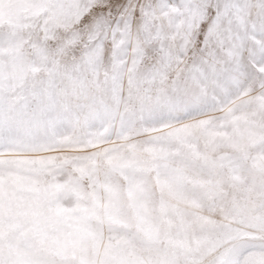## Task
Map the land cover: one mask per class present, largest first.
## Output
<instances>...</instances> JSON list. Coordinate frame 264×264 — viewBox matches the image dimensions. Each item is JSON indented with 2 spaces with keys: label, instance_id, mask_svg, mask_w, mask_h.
<instances>
[{
  "label": "snow or ice",
  "instance_id": "1",
  "mask_svg": "<svg viewBox=\"0 0 264 264\" xmlns=\"http://www.w3.org/2000/svg\"><path fill=\"white\" fill-rule=\"evenodd\" d=\"M149 7L140 6L144 35L135 43V0L108 6L102 0H37L28 40L9 32L0 41V57L7 50L14 60L27 43L50 70L39 87L25 84L14 96L0 92V264H264V211L243 218L226 212L224 221L208 222L194 244H181L152 219L135 195L140 176L127 172L136 153L163 159L167 145L182 146L192 130L229 119V105L241 91L264 90V0H179L173 7L183 24L163 36L148 25ZM105 27L114 45L111 75L82 81L77 69L98 58V30ZM257 34L260 40L248 46ZM242 43L246 58L238 54ZM78 44L85 47L72 60L73 83L61 88L57 58ZM128 48L134 49L131 68L124 61ZM136 136L148 139L133 141ZM89 146L98 150L62 160L25 156ZM97 161L104 165L102 177ZM49 166L63 177L54 176L51 188L69 193L72 207H64L55 191L26 195L22 173ZM117 175L128 180L126 201L120 187L111 186ZM171 178L179 187L184 176L173 169ZM101 191L107 196L97 199Z\"/></svg>",
  "mask_w": 264,
  "mask_h": 264
},
{
  "label": "rangeland",
  "instance_id": "2",
  "mask_svg": "<svg viewBox=\"0 0 264 264\" xmlns=\"http://www.w3.org/2000/svg\"><path fill=\"white\" fill-rule=\"evenodd\" d=\"M102 2L104 6H108L114 0ZM121 2L127 4L129 0ZM36 3L37 0H0V41L9 32L17 35L22 33L24 39L28 40L30 26L37 19L34 11ZM178 3L179 0H135L137 10L130 30L131 40L135 43L144 35L141 5H150L145 9V15L154 34H174L173 29H178L183 24L180 12L173 7ZM251 21H256L255 10L252 11ZM107 33L106 27L98 30L103 41L98 58L90 61L87 67L77 69L82 81H94L97 73L101 79L106 72L111 75L110 60L114 45L111 35ZM32 35L35 36V33ZM259 40L260 36L257 34L246 43L250 46L253 41ZM84 47L83 44H78L63 57L57 58L59 64L56 69V83L61 88L73 83L72 60L81 56ZM127 53L124 61L131 68L134 49L128 48ZM238 54L245 58L248 55L243 43ZM15 55L14 60L8 59L5 50V56L0 57V92L14 96L25 84L39 87L41 83H47L50 70L30 44L26 43L17 49ZM123 75L126 84L127 73ZM228 112L229 119L221 120L216 127L192 130L184 145H167L162 154L163 159H154V153L147 151H140L131 158V167L127 172L129 175L140 176L135 195L147 204L152 219L162 230H171L178 243L194 244L202 238L205 225L210 221H224L226 212H234L238 218H243L264 211V90L248 87L241 91L229 105ZM212 115L223 116L224 113L216 112ZM132 139L144 141L148 137L136 136ZM112 140L116 144L121 143L115 137ZM103 147L107 145H99V148ZM97 150L98 148L89 146L80 150L65 148L56 152L27 153L25 156L29 159L55 156L62 160L64 156H76ZM96 169L102 177L104 165L97 161ZM173 169H179L183 173L184 179L179 187L172 181ZM60 171L59 168L49 166L23 172L26 195L37 190L42 196H50L55 191L63 198L64 207H72L73 200L69 193L51 188L54 176L60 181L63 180ZM83 184L91 191L87 179ZM111 186L120 187L124 201L127 200L128 180L124 176L113 177ZM106 196L105 191L96 193L97 199ZM232 222L236 227H245L236 223L235 219Z\"/></svg>",
  "mask_w": 264,
  "mask_h": 264
}]
</instances>
